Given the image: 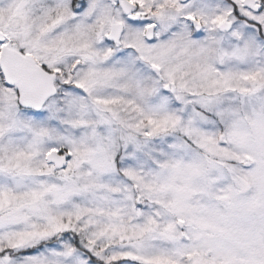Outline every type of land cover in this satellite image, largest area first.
<instances>
[{"label":"snow or ice","instance_id":"1","mask_svg":"<svg viewBox=\"0 0 264 264\" xmlns=\"http://www.w3.org/2000/svg\"><path fill=\"white\" fill-rule=\"evenodd\" d=\"M0 264H264V0H0Z\"/></svg>","mask_w":264,"mask_h":264}]
</instances>
